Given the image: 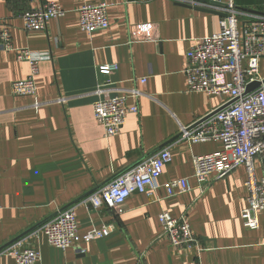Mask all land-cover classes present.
Listing matches in <instances>:
<instances>
[{"label": "crops", "instance_id": "obj_1", "mask_svg": "<svg viewBox=\"0 0 264 264\" xmlns=\"http://www.w3.org/2000/svg\"><path fill=\"white\" fill-rule=\"evenodd\" d=\"M47 1L59 3L66 15L51 19L45 30H25L21 14ZM100 2L109 4L110 27L89 34L77 10ZM235 2L243 13L264 16V0ZM202 7L172 0H0V17L8 21L15 46L51 56L40 63L37 93L15 96L11 84L26 79L30 66L0 49V264H16L4 252L21 241L40 252L37 264H139L140 257V264H264V211L256 230L241 218L248 206L245 166L201 192L193 156L220 150L223 142L190 144L182 138L184 127L228 99L188 90L189 50L220 29L219 12ZM105 64L118 69L99 73ZM260 69L264 75V58ZM132 89L141 96L135 98ZM115 95L125 96L128 107L138 104L139 111L128 115L118 134L106 137L93 103ZM163 149L171 150L173 160L159 179L160 200L133 194L122 214L83 203ZM256 166L261 175L259 160ZM185 177L192 190L169 196L165 184ZM71 207L80 235L110 224L116 229L80 242L85 254L75 246L53 247L41 230ZM163 210L186 214L199 251L172 246L159 220Z\"/></svg>", "mask_w": 264, "mask_h": 264}, {"label": "built area", "instance_id": "obj_2", "mask_svg": "<svg viewBox=\"0 0 264 264\" xmlns=\"http://www.w3.org/2000/svg\"><path fill=\"white\" fill-rule=\"evenodd\" d=\"M172 1L197 7L201 6L204 0ZM209 1L222 3L212 7L221 14L220 29L211 36L196 40L189 50L184 69L188 90L228 96L223 105L235 101L197 127H184L182 138L190 144L208 140L223 142V148L220 150L193 156L194 177L201 192L207 189L211 181L222 179L239 166H245L248 206L242 211L241 218L245 227L256 230L260 228V214L264 211V75L260 69V61L264 58V16L241 12L235 0ZM108 7L109 4L105 2L79 7L77 12L81 29L89 34L108 29ZM66 13L59 3L47 1L38 8L25 11L21 18L25 30H45L51 19L63 17ZM244 15L249 17L242 18ZM0 49L15 52L18 60L28 62L30 66V74L26 79L11 84L12 94L35 95L40 63L51 56L35 52L28 47L15 46L8 21L2 17ZM117 69L118 64H105L98 68L99 73L106 75ZM141 81L145 82L146 78ZM254 81H261V85L246 93L248 85ZM131 93L135 98L141 96L138 89H132ZM93 108L94 116L103 126L106 137L118 134L127 123L128 115L139 111L138 104L126 106V97L121 95L99 98L93 103ZM172 160L171 150L163 149L115 178L87 197L83 203L95 208L105 206L116 214H122L127 199L133 194H146L160 200L157 196L159 179L165 166ZM256 160L261 164V175L258 174ZM165 185L169 196L192 190L188 177L170 180ZM159 220L164 235L176 249L200 250L186 214L174 217L170 212L163 210L159 214ZM115 229L116 225L110 224L93 228L80 235L76 209L71 207L49 221L41 232L51 246L63 250L75 246L78 253L85 254L86 249L79 245L80 242L87 243L104 238ZM35 236H40V231L35 233ZM4 253L12 256L16 264H37L41 258L37 249L24 247L22 241L12 245ZM140 262L141 257L139 264Z\"/></svg>", "mask_w": 264, "mask_h": 264}, {"label": "water", "instance_id": "obj_3", "mask_svg": "<svg viewBox=\"0 0 264 264\" xmlns=\"http://www.w3.org/2000/svg\"><path fill=\"white\" fill-rule=\"evenodd\" d=\"M202 3H203V5H211V6H213V5H214V6L222 5V3H220V2H212V1H209V0H204V1H202ZM203 5H201V6H197L196 8H202V9H203V7H202ZM185 6H188V5H185ZM190 7H191V6H190ZM219 15H221V14L219 13ZM263 81H264V80H263ZM260 85H261V81H254V82L250 83V84L248 85V87H247L246 93L251 92L252 90H254V89H256L257 87H259ZM233 101H235V100L230 101L228 104H226V105H224V106L218 108V109L215 110L214 112L208 114L207 116H205L204 118H202L201 120H199L198 122H196L195 124H193L192 126H190V129L195 128L196 126H198V125L201 124L202 122L206 121L209 117H211L212 115H214V114L217 113L218 111L222 110V109L225 108L227 105L231 104ZM152 153H153V152H152ZM152 153L147 154L146 156H144V157L142 158V160L148 158L150 155H152ZM136 164H137V163H136ZM136 164H135V165H136ZM83 197H84V196H83ZM54 215H56V214H54Z\"/></svg>", "mask_w": 264, "mask_h": 264}]
</instances>
